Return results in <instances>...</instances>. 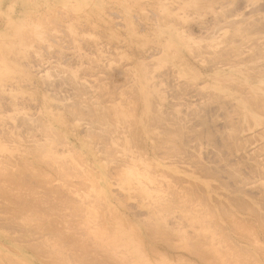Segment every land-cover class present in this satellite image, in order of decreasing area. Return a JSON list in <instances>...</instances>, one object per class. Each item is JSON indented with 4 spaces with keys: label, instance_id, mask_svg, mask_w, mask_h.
Returning <instances> with one entry per match:
<instances>
[{
    "label": "rangeland",
    "instance_id": "1",
    "mask_svg": "<svg viewBox=\"0 0 264 264\" xmlns=\"http://www.w3.org/2000/svg\"><path fill=\"white\" fill-rule=\"evenodd\" d=\"M258 1L0 0V189L20 211L14 233L0 227V264L85 256L87 264H264V10L250 6ZM71 108L87 116L93 108L100 130Z\"/></svg>",
    "mask_w": 264,
    "mask_h": 264
},
{
    "label": "bare ground",
    "instance_id": "2",
    "mask_svg": "<svg viewBox=\"0 0 264 264\" xmlns=\"http://www.w3.org/2000/svg\"><path fill=\"white\" fill-rule=\"evenodd\" d=\"M2 1H5V0H2ZM240 1H241V0H240ZM260 2H261V1H260ZM238 3H239V1H238ZM238 3H237V4H238ZM250 4H252V3H250ZM250 6H255V7L252 8V13L261 12L262 10H264V1H263L262 3H259V1H258L256 5H255V3H253V4L250 5ZM250 6H249V8H250ZM234 7H235L236 10H237V9H238V10L241 9L240 5H235ZM247 7H248V6H247ZM249 8H247V9H249ZM235 9H234V10H235ZM250 9H251V8H250ZM236 10H235V12H236ZM238 12H239V11H238ZM244 14H245V13H244ZM226 15H227V14H226ZM248 15H249V14H248ZM221 20H222V19H221ZM256 22H257V21H256ZM256 22H255V25L253 26L254 28H255V26H256L255 30L258 29V28H259L258 26L260 25V24L257 25ZM219 23H220V21H219ZM259 23H260V22H259ZM235 24H236V23H235ZM262 24H263V25H262ZM261 25H262V27H264V23H263V21H262ZM251 27H252V25H251ZM251 27H250V28H251ZM257 27H258V28H257ZM262 27H261V28H262ZM251 29H252V28H251ZM262 29H263V28H262ZM255 30H254V32H255ZM259 30H260V29H259ZM260 31H261V30H260ZM248 32H249V31H248ZM257 32H259V31H257ZM253 42H255V40H254ZM237 46H238V45H237ZM237 46H236V47H237ZM239 46H241V45H239ZM260 46H261V45H260ZM260 46H259V44H258L257 47L260 48ZM257 47H256V48H257ZM262 47H263V46H262ZM262 47H261V48H262ZM238 48H239V47H238ZM240 48H241V47H240ZM259 48H257V49H259ZM231 49H232V48H231ZM234 49H235V48H234ZM260 50H261V49H260ZM225 51H226V50H225ZM243 51H244V50H243ZM243 51H238V53H239V52H243ZM258 51H259V50H258ZM222 52H223V51H222ZM231 52L234 53L233 50H232ZM231 52H230V53H231ZM235 52H236V50H235ZM215 53H216V52H215ZM220 53H221V52H220ZM227 53H229V52H227ZM230 53H229V54H230ZM232 53H231V54H232ZM236 53H237V52H236ZM236 53H235V54H236ZM262 53H263V51H262ZM221 54L224 55L223 53H221ZM229 54H228V55H229ZM241 54H243V53H241ZM212 55H213V54H212ZM222 55H221V56H222ZM225 55H226V54H225ZM228 55H227V56H228ZM237 55H239V54H236V55H235V56H236L235 58L241 56V55H239V56H237ZM217 56H218V55H216V58H217ZM227 56H226V57H227ZM230 56H232V55H230ZM230 56H229V57H230ZM214 57H215V56H214ZM224 57H225V56H224ZM233 57H234V56H233ZM242 57H243V56H242ZM260 57H261V56H260ZM222 58H223V56H222ZM219 59H220V58H219ZM219 59H218V61H219ZM223 59H224V60H223ZM223 59H220V60H221V61L223 60L224 62L222 61V63H224L223 65H225V61L227 60V58H223ZM229 59H230V58H229ZM242 59H243V58H242ZM242 59L240 60V59L238 58V60H240V61H238V62H241ZM232 60L235 61L234 58H232ZM252 60H253V59H252ZM252 60H251V61H252ZM254 60H255V59H254ZM210 61L212 62V60H210ZM213 61H214V60H213ZM216 61H217V60H216ZM228 61H229V60H227L226 62H228ZM230 61H231V59H230ZM230 61H229V62H230ZM247 61H248V60H247ZM247 61H245V63H247ZM214 62H215V61H214ZM219 62H220V61H219ZM249 62H250V61H249ZM261 62H262V61H261ZM222 63L220 62V64H222ZM230 63H231V62H230ZM235 63H236V61H235ZM242 63H243V62H242ZM259 63H260V62H259ZM212 64H213V62H212ZM215 64H216V63H215ZM217 64H218V63H217ZM233 64H234V63H233ZM236 64H239V63H236ZM263 64H264V62H263ZM208 65H209V64H208ZM223 65H222V66H223ZM220 66H221V65H220ZM229 66H230V65H229ZM231 66H234V65L231 64ZM231 66H230V67H231ZM237 66H238V65H236V67H235V66H234V67L237 68ZM255 66H259V67H260V64H259V65H255ZM217 67H218V65H217ZM230 67H229V68H230ZM234 67H233V68H234ZM263 67H264V66H263ZM263 67H262V68H263ZM213 68H214V67H213ZM215 68H216V66H215ZM233 68H232V69H233ZM246 69H247V67H246ZM248 69H249V68H248ZM240 70H241V69H240ZM240 70H238V71L241 73ZM242 70H243V72H244V69H242ZM254 70H255V69H254ZM257 70H258V69H257ZM249 71H252V70H249ZM249 71H248V73H249ZM262 71H264V70H262ZM262 71H260V73H261ZM252 72H253V71H252ZM256 72H257V71H256ZM258 72H259V71H258ZM244 73H245V72H244ZM246 73H247V72H246ZM253 73H254V72H253ZM253 73H252V74H253ZM255 74H256V73H255ZM255 74H254V75H255ZM262 74H263V73H262ZM262 74H261V75H262ZM247 75H248V74H247ZM263 75H264V74H263ZM255 76H256V78L258 77L257 74H256ZM232 77H233V76H232ZM262 77H263V76H262ZM250 78H252V75H251ZM254 78H255V77H253V79H254ZM253 79H252V80H253ZM257 79H258V78H257ZM254 80H255V79H254ZM222 83H223V82H222ZM177 86H178V85H177ZM183 86H184V85H183ZM232 86H234V85H232ZM181 88H182V87H181ZM189 88H190V87H189ZM187 89H188V85H187ZM187 89H186V90H187ZM235 89H236V88H235ZM189 90H190V89H189ZM194 90H195V89H194ZM193 92H194V91H193ZM196 92H198V91H196ZM200 92H201V91H200ZM202 94H203V92L200 94L201 96H203V99H204L205 97H207V95L204 96V95H202ZM175 95H176V94H175ZM195 95H196V94H195ZM176 96H177V95H176ZM182 96H184V95H182ZM197 96H199V94H198ZM197 96H196V97H197ZM201 96H199V98H200ZM220 96H221V95H220ZM177 97H179V96H177ZM177 97H171V98L173 99V98H177ZM183 98H184V97H183ZM199 98H198V99H199ZM211 98H212V96H211ZM181 99H182V97H181ZM195 99H196V98H195ZM201 99H202V98H201ZM216 99H218V98L216 97ZM223 99H224V98H223ZM77 100H78V99H77ZM98 100H99V99H98ZM100 100H101V98H100ZM103 100H104V98H103ZM186 100H187V99H186ZM221 100H222V99H221ZM225 100H226V99H225ZM79 101H80V100H79ZM81 101H82V100H81ZM86 101L88 102V100H86ZM104 101H105V100H104ZM104 101H100V102L103 103ZM190 101H191V100H190ZM190 101L187 100V102H190ZM212 101H213V100H212ZM227 101H228V102H231L230 100H227ZM227 101H226V102H227ZM83 102H84V101H83ZM92 102H93V101H92ZM92 102H91V103L89 102L90 105L92 104ZM100 102H99V103H100ZM107 102H108V101H107ZM184 102H185V101H184ZM199 102H201V101L199 100ZM213 102H214V101H213ZM223 102H224V101H221V102H220L221 105H222ZM226 102H225V104H226ZM228 102H227V103H228ZM79 103H80V102H79ZM79 103H77L76 105L79 106ZM105 103H106V102H105ZM105 103H103V104H105ZM193 103H195V102L192 101V104H193ZM201 103H202V102H201ZM201 103H199V104H201ZM204 103H208V105L211 104L210 101L207 102V99H206V101H205ZM204 103H202V105H204ZM199 104H197V107H198ZM217 104H218V103H217ZM223 104H224V103H223ZM229 104H230V103H229ZM231 104H232V103H231ZM231 104L229 105V107H231ZM76 105H75V106H76ZM81 105H82V104H81ZM81 105H80V107H81ZM86 105H87V104H86ZM188 105H189V104H188ZM194 105H195V104H194ZM202 105H199V106L201 107ZM205 105H206V104H205ZM211 105H212V104H211ZM221 105H220V106H221ZM227 105H228V104H226V106L223 105V106H225V107H224L225 110H226ZM93 106H94V105H93ZM98 106H100V105H98ZM173 106H174V105H173ZM173 106H172V108H173ZM192 106H193V105H191V107H192ZM195 106H196V105H195ZM212 106H214V105H212ZM215 106H216V105H215ZM217 106H218V105H217ZM223 106H222V107H223ZM233 106H234V104H233ZM233 106H232V107H233ZM72 107H73V106H72ZM76 107H77V106H76ZM89 107H90V106H89ZM91 107H92V105H91ZM91 107H90V108H91ZM169 107H170V105H169ZM208 107H210V105H209ZM69 108H70V107H69ZM202 108H203V106H202ZM205 108H207V106H205ZM211 108H212V107H211ZM215 108H216V107H215ZM218 108H219V106H218ZM227 108H228V107H227ZM71 109H72V108H71ZM77 109H78V108H77ZM77 109L74 108V109H72V110H73V112H75V114H74L75 117H78V116H79V119H81L79 122H81V123L83 124L82 120H84V124H85V122L88 121V125L90 124V126H91L92 128L94 127L95 130H98V128H99L98 125H100V128H101V123L103 122L102 120H99V121L97 120V122L99 123V124H97L96 121H95L96 118H95V120H94V119H92V118H94V117H89L90 114H92L91 111L93 110V108H92V110H91V109L89 110V111H90V114H89V112H88V115H89V116L86 115L87 113L85 114V110H83L82 108H79L78 111H77ZM97 109H98V108H97ZM221 109L223 110V108H221ZM228 109H229V108H228ZM66 110H67V109H66ZM72 110H71V111H72ZM74 110H75V111H74ZM82 110L84 111V113H83ZM94 110H95V109H94ZM168 110H169V109H168ZM76 111H77V112H76ZM86 111H87V110H86ZM97 111H98L97 114L100 113V112H99V109H98ZM105 111H106V110H105ZM171 111H172V110H171ZM199 111H200V110H199ZM199 111H198V113H199ZM214 111H215V110H214ZM214 111H213V112H214ZM66 112H67V111H66ZM93 112H94V111H93ZM167 112H168V111H167ZM195 112H196V111H195ZM204 112H205V110H204ZM204 112H201V114L207 115V114H209L211 111H207L208 113L205 112V113H207V114H205ZM71 113H72V112H71ZM71 113H70V114H71ZM77 113H78V114H77ZM198 113H196V114H198ZM214 113H215V112H214ZM72 114H73V113H72ZM76 114H77V116H76ZM101 114H102V113H100L99 115H101ZM103 114H104V113H103ZM108 114H109V113H108ZM166 114H167V113H166ZM166 114H165V115H166ZM170 114H171V113H170ZM179 114H180V113H179ZM179 114H178V115H179ZM211 114H212V113H211ZM211 114H210V116H211ZM81 115H82V116H81ZM84 115H85V116H84ZM99 115H96V114H95V117L98 118ZM168 115H169V114H168ZM168 115H167V116H168ZM171 115H172V114H171ZM92 116H93V114H92ZM107 116H108V115H107ZM110 116H111V114H110ZM112 116H114V115L112 114ZM169 116H170V115H169ZM175 116H176V114H175ZM179 116H180V115H179ZM212 116H213V115H212ZM87 117H89L90 119H88ZM101 117H102V115H101ZM180 117H181V116H180ZM180 117H179V118H180ZM197 117H199V116L197 115ZM202 117H203V116H202ZM202 117H201V120H202ZM113 118H114V117H113ZM163 118H164V117H163ZM167 118H168V117L164 118V119H165V122H166ZM174 118H176V117H174ZM174 118H172V119H174ZM179 118L177 117V119H179ZM191 118H192V117H191ZM203 118H205V120H203V121H205V123H207V122H206V117L204 116ZM73 119H74V118H73ZM87 119H88V120H87ZM91 119H92V120H91ZM99 119H100V117H99ZM102 119H103V118H102ZM107 119L111 120V118H109V117H108ZM107 119H106V120H107ZM114 119H115V118H114ZM114 119H113V120H114ZM168 119H169V121H170V118H168ZM185 119H186V118H184V120H185ZM187 119H188V117H187ZM187 119H186V120H187ZM196 119H197V118H196ZM89 120H90L91 122H89ZM175 120H176V119H174L173 121H175ZM181 120H183V119H181ZM181 120H180V121H181ZM186 120H185V121H186ZM193 120H194V119H193ZM201 120H200V121H201ZM210 120H212L211 117H210ZM72 121H73V120H72ZM75 121H76V120H75ZM100 121H102V122L100 123ZM104 121H105V120H104ZM162 121H163V120H162ZM167 121H168V120H167ZM178 121H179V120H177L176 122H178ZM180 121H179V122H180ZM190 121H191V120H190ZM197 121H198V120H197ZM197 121H196V120L193 121L194 124H196ZM203 121H202V122H203ZM212 121H213V120H212ZM108 122H110V121H108ZM113 122H115V121H113ZM176 122H175V123H176ZM202 122H198L197 125H199V123H202ZM210 122H211V121H210ZM86 123H87V122H86ZM106 123H107V122H106ZM111 123H112V122H111ZM166 123H167V122H166ZM171 123H172V121H171ZM191 123H192V122H191ZM191 123H189V124L191 125ZM208 123H209V122H208ZM208 123H207V124H208ZM212 123H213V122H212ZM84 124H83V125H84ZM96 124H97V125H96ZM102 124H103V123H102ZM104 124H105V123H104ZM109 124H110V123H109ZM180 124H181V123H180ZM213 124H215V122H214ZM88 125H87V126H88ZM168 125H169V124H168ZM210 125H211V124H210ZM104 126H105V125H104ZM182 126H183V125H182ZM195 126H196V125H195ZM195 126H194V128H195ZM201 126H202V125H201ZM205 126H206V125H205ZM108 127H109V126H108ZM192 127H193V126H192ZM207 127H208V126H206V129H208L209 127H210V129H211L212 126H209L208 128H207ZM88 128H89V127H87V129H88ZM100 128H99V130H100ZM168 128H169V127H168ZM170 128H171V127H170ZM214 128H215V125H214ZM85 129H86V128H85ZM181 129H182V128H181ZM190 129H191V128H190ZM210 129H209V130H210ZM89 130H90V128H89ZM91 130H92V129H91ZM167 130H168V129H167ZM183 130H184V129H183ZM186 130L188 131V129H186ZM191 130H193V129H191ZM209 130H207V131L209 132ZM212 130H213V129H212ZM73 131H74V130H73ZM83 131H84V130H83ZM83 131H82V132H83ZM92 131H93V130H92ZM92 131H89V132H92ZM108 131H110V130L107 128V134L105 133L106 135H103V134L101 135L102 132H101V133L99 132L100 135H101V137L104 138L105 140H107L105 137H108V136H109L108 133L110 134V133L112 132V131H110V132H108ZM173 131H174V130H173ZM173 131H172V132H173ZM204 131H205V130H204ZM93 132H94V131H93ZM97 132H98V131H97ZM104 132H106L105 129H104ZM165 132H166V130H165ZM208 132H206L205 134H208ZM94 133H95V132H94ZM94 133H93V134H94ZM167 133H169V134L172 135V133H170V131H167ZM175 133H178V132L175 131ZM175 133H173V134H175ZM183 133L185 134L184 139H185L188 135L191 136L188 132H187L188 135H187V133H185V131L182 132V134H181V132H180L181 135H184ZM85 134H88V133L86 132ZM90 134H91V133H89V135H90ZM93 134H91V136H93V137H95V138H99V136H100V135L97 134V133H96V134L98 135V137H97V135L95 136V134H94V135H93ZM166 135H167V134H166ZM176 135H177V134H176ZM186 135H187V136H186ZM201 135L204 136L203 134H200V136H201ZM209 135H211V133H210ZM87 136H88V135H87ZM103 136H105V137H103ZM179 136H180V135L178 134V136H176L175 138L178 137V140H180L181 136H180V138H179ZM189 136H188V138H189ZM200 136L198 135L197 137H200ZM211 136L214 137V135H211ZM93 137H92V138H93ZM172 137H174V136H172ZM182 137H183V136H182ZM192 137H193V135H192L189 139H187V138H186V139H187V140H190V139H192ZM195 137H196V136H195ZM195 137H194V138H195ZM197 137H196V138H197ZM90 138H91V137H90ZM95 138H93V140H96ZM102 138H101L102 141H100V139H99V140L97 139V140H98V141L96 142L97 146H101L100 149H104V150L107 152V155H108L109 157L113 158L114 161H116L115 158H114V156H113V154H112L113 151H111V149H108V148H109L108 146H107V147L105 146V145H107V144L105 143L106 141L103 142V139H102ZM214 138H215V137H214ZM218 138H219V137H218ZM222 138H224V137H222ZM222 138H221V139H222ZM184 139L182 140V138H181V141L183 142V141L186 140V139H185V140H184ZM211 139H212L211 141H214L213 138H211ZM219 139H220V138H219ZM187 140H186V141H187ZM209 140H210V139H209ZM215 140H216V138H215ZM224 140H226V139H224ZM221 141H222V140H221ZM94 142H95V141H94ZM214 142H215V141H214ZM222 142H224V141H222ZM222 142H220V143H222ZM227 142H229V141H227ZM103 143H104V144H103ZM183 143H184V142H183ZM185 143H186V142H185ZM189 143H190V141H189ZM216 143H217V142H216ZM224 143H225V142H224ZM93 144L96 145L95 143H93ZM102 144L104 145V147H103ZM227 144H228V143H227ZM184 145H187V144H184ZM220 145H221V144H220ZM229 145H230V144H229ZM187 146H188V145H187ZM96 148H97V147H96ZM105 148H107V149H105ZM109 150H110V151H109ZM110 152H112V153H110ZM228 153H229V152H228ZM228 153H227V154H228ZM112 156H113V157H112ZM232 156H233V155H232ZM189 157H190V156H189ZM225 157H226V156H225ZM229 157H230V156H229ZM186 158H187V157H186ZM187 160H188V159H187ZM188 161H189V160H188ZM119 162H120V161H119ZM119 162L116 161L117 164H119ZM213 162H214V161H213ZM229 162H230V161H229ZM218 163H219V162H218ZM213 164H214V163H213ZM216 164H217V163H216ZM216 164H214V165H216ZM220 166H221V165H219L218 167H220ZM196 167H197V166H196ZM203 167H205V166L203 165ZM209 167H210V166H209ZM209 167H208V168H209ZM218 167H217V169H215L216 167H215V168L213 167V168H214L215 170H218V169L221 170V169H222V168H218ZM221 167H222V166H221ZM226 168H227V167H226ZM197 169L201 170L200 168H197ZM256 169H257V168H256ZM215 170H214V174H215ZM211 171H212V173H213V170H211ZM204 172H206V171H204ZM218 172H219V170H218ZM222 172H223V171H222ZM227 172H228V170H227ZM212 173H211V174H212ZM223 173L226 174L225 172H223ZM223 173H222V175L225 176ZM206 174H207V173H205V175H206ZM208 174H209V173H208ZM218 174L221 175V173H218ZM203 175H204V174H203ZM215 175H217V173H216ZM220 175H219V176H220ZM220 177H221V176H220ZM227 177H228V176H227ZM227 177H226V178H227ZM211 178H212V177H211ZM214 178H216V177H214ZM226 178H225V179H226ZM230 178H231V177H230ZM232 178H233V177H232ZM232 178H231V179H232ZM219 179H220V178H219ZM227 179H229V178H227ZM220 180H222V179H220ZM229 180H230V179H229ZM229 182H232V181H229ZM77 183H79V182H77ZM232 183H233V182H232ZM239 183H240V182H239ZM79 184H80V183H79ZM75 185H76V184H75ZM71 186H72L71 188L74 187L73 185H71ZM79 186L82 187V185H79ZM231 186H232V185H231ZM233 186H234V184H233ZM235 186H236V185H235ZM58 187H59V186H58ZM75 187H76V186H75ZM194 187H195V186H194ZM77 188H78V186H77ZM99 188H100V187H99V185H98V190H100ZM187 188H188V187H187ZM190 188L193 189L192 187H190ZM195 188H196V187H195ZM1 189H2V188H1ZM1 189H0V191H1V192H0V224H1V222H2L3 225L1 224L0 227L3 228V229L5 228L6 230L11 231L12 233H14V230L12 229L13 226H12L11 224L13 223V225H14V219L16 218V216H15V218H14V215H15V214H16V215H17V214L19 215V212H20V211H19L18 213L14 211V207H15L14 204L11 205V206L9 205L10 202L12 203V200H11V199H12L13 196H11V195L9 196V192H8V191L6 192V191L3 190V189H2V190H3V191H2ZM48 189H49V187H48ZM55 189H56V188H55ZM63 189H64V188H63ZM73 189H74V188H73ZM75 189H76V188H75ZM182 189H185V188H182ZM57 190H58V189H57ZM59 190H60V188H59ZM59 190H58V191H59ZM71 190H72V189H71ZM71 190H70V191H71ZM188 190H189V188L187 189V191H188ZM194 190H196V189H194ZM197 190H198V187H197ZM235 190H237V189H235ZM55 191H56V190H55ZM58 191H57V192H58ZM61 191H62V190H61ZM61 191H59V192H61ZM76 191L78 192L79 189H78V190H75V191L73 190V191H71V192H72V193H73V192L76 193ZM192 191H193V190H192ZM202 191H203V190H202ZM239 191H240V190H239ZM3 192H4V193H3ZM5 192H6V193H5ZM46 192H47V191H46ZM188 192H189V191H188ZM199 192H200V191H199ZM7 193H8V195H7ZM53 193H55V192H52V194H53ZM78 193H79V192H78ZM190 193H191V192L188 193L189 197H190V195H191ZM192 193H193V192H192ZM194 193H195V192H194ZM235 193H236V192H235ZM241 193H243V192H241ZM46 194H47V193H46ZM52 194H51V195H52ZM62 194H63V193H62ZM64 194H65V193H64ZM67 194H68V192H67ZM196 194H197V193H196ZM60 195H61V194H60ZM60 195H59V196H60ZM69 195H71V194L69 193ZM74 195H75V194H74ZM192 195H193V194H192ZM45 196H46V195H45ZM65 196H67V195H65ZM71 196H72V195H71ZM197 196H198V195H197ZM197 196H196V197H197ZM100 197H101V196H100ZM102 197H103V196H102ZM102 197H101V198H102ZM187 197H188V196H187ZM189 197H188V198H189ZM196 197H195V198H196ZM10 198H11V199H10ZM45 198H46V197H45ZM51 198H53V197H51ZM56 198H57V196H56ZM13 199H14V197H13ZM47 199H48V198H47ZM58 199H59V198H58ZM61 199H62V198H61ZM97 199H99V198H97ZM193 199H194V198H193ZM196 199H198V198H196ZM51 200H52V199H51ZM54 200H55V199H54ZM62 200H63V199H62ZM62 200H61V201H62ZM67 200H69V199H67ZM71 200H72V199H71ZM190 200H191V202H192V196H191V199H189V202H190ZM13 201H14V200H13ZM41 201H42V200H41ZM46 201H47V200H46ZM69 201H70V200H69ZM74 201H77L76 198H75ZM44 202H45V201H44ZM63 202H67V201H64V200H63ZM72 202H73V201H72ZM77 202H78V201H77ZM77 202H76V203H77ZM13 203H14V202H13ZM55 203H56V202H55ZM69 203H70V202H69ZM22 204H23V203H22ZM22 204H21V205H22ZM42 204H45V203H42ZM58 204H59V203H58ZM58 204H57V205H58ZM67 204H68V203H67ZM16 205H17V204H16ZM23 205H24V204H23ZM77 205H78V204H77ZM81 205H83V204H81ZM237 205H239V204H237ZM237 205H236V206H237ZM243 205H244V204H243ZM19 206H20V205H19ZM26 206H27V205H26ZM239 206H241V205H239ZM244 206H245V205H244ZM17 207H18V206H17ZM48 207H49V206H48ZM54 207H55V206H54ZM83 207H84V205H83ZM83 207H81V208H83ZM241 207H242V206H241ZM18 208H22V209H20L21 212H22V210L25 209L26 207L23 208V206H22V207H18ZM18 208H17V209H18ZM67 208H68V207H67ZM239 208H240V207H239ZM27 209H28V208H27ZM44 209H45V208H44ZM46 209H47V208H46ZM54 209H55V208H54ZM54 209H53V212H54ZM237 209H238V208H237ZM243 209H244V208H243ZM245 209H246V208H245ZM15 210H16V209H15ZM18 210H19V209H18ZM18 210H17V211H18ZM48 210H52V208H51V209H48ZM48 210H47V211H48ZM79 210L81 211V209H79ZM79 210H76V211L74 210V211H75V212H77V211L79 212ZM235 210H236V208H235ZM24 211H25V210H23L22 213H24ZM27 211H28V210H26V212H27ZM45 211H46V210H45ZM55 211H56V210H55ZM242 211H243V210H242ZM242 211H241V212H242ZM244 211H245V210H244ZM14 212H15V213H14ZM53 212L51 211L50 213H53ZM28 213H29V211H28ZM72 213H73V212H72ZM81 213H82V211L80 212V214H81ZM246 213H247V211H246ZM254 213H255V212H254ZM254 213H253V214H254ZM25 214H26V213H25ZM59 214H60V213H59ZM75 214H76V213H75ZM82 214H83V213H82ZM247 214H248V213H247ZM2 215H5V216H2ZM20 215H21V214H20ZM77 215H78V214H77ZM77 215H76V216H77ZM83 215H84V214H83ZM224 215H225V214H224ZM233 215H235V214H233ZM21 216H22V215H21ZM21 216H20V217H21ZM26 216H27V215H26ZM26 216H25V218H26ZM30 216H31V215H30ZM39 216H40V215H39ZM80 216H82V215H80ZM227 216H228V214H227ZM20 217H19V218H20ZM28 217H29V215H28ZM72 217H73V216H72ZM22 218H23V220H24V216H22L21 219H22ZM29 218H30V217H29ZM21 219H20V220H21ZM230 219H231V218H230ZM20 220H19V221H20ZM25 220H26V219H25ZM80 220H81V217H80ZM21 221H22V220H21ZM26 221H27V220H26ZM28 221H29V219H28ZM27 223H28V222H27ZM19 224H21V223L19 222ZM23 224H24V222H23ZM28 224H29V223H28ZM64 224H65V222H64ZM64 224H62V225H64ZM10 226H12V227H10ZM21 226H22V225H21ZM23 227H24V226H23ZM25 227H26V225H25ZM19 228H20V227H19ZM28 228H29V226H28ZM28 228H27V229H28ZM65 228H67L66 225H65ZM20 229H23V228H20ZM25 229H26V228H25ZM27 229H26V231L28 232L30 228H29L28 230H27ZM23 230H24V229H23ZM30 230H31V229H30ZM45 231H46V230H45ZM48 231H49V230H48ZM55 231H56V230H55ZM57 231H58V229H57ZM60 231H61V230H60ZM60 231H59V235H58V234H57V235L60 236V234H61V235L64 236V234L61 233L62 231H61V232H60ZM24 232H25V231H24ZM51 232H52V231H51ZM22 233H23V231H22ZM33 233H34V231H33ZM33 233H32L31 235H33ZM57 233H58V232H57ZM49 234H50V233H49ZM68 234H69V233H68ZM42 235H43V234H42ZM43 236H44V235H43ZM66 236H67V235H66ZM66 236H65V237H66ZM68 236H70V235H68ZM253 236H254V234L252 235V237H253ZM22 237H23V236H22ZM41 237H42V236H41ZM53 237H54V236H53ZM56 237H57V236H56ZM60 237H61V236H60ZM60 237H58L59 240H58L57 238H56L57 240H55V238H52V237H51V238H52V240L54 239V240L56 241V243H58V241H59V243H60V239H61ZM206 237H207V236H206ZM24 238H25V237H24ZM26 238H27V237H26ZM29 238H31V237H28V239H29ZM37 238H39V237H37ZM49 238H50V237H49ZM204 238H205V237H204ZM204 238H203V239H204ZM210 238H211V237H210ZM213 238H214V237H213ZM32 239H33V238H32ZM62 239H63V238H62ZM64 239H65V238H64ZM72 239L74 240V237H72ZM77 239H78V238H77ZM203 239H202V240H203ZM205 239H207V238H205ZM211 239H212V238H211ZM214 239H215V238H214ZM26 240H27V239H26ZM26 240H25V241H26ZM38 240H39V239H38ZM54 240H53V241H54ZM70 240H71V239H70ZM80 240H81V239H79V241H80ZM27 241H29V240H27ZM41 241H43V239H42ZM53 241H52V242H53ZM64 241H66V240H64ZM75 241H76V240H75ZM79 241H77V243H79V245L81 246L82 242L84 243L85 240H84V241L82 240V242L80 241L81 243H80ZM203 241H204V240H203ZM205 241H206V240H205ZM207 241H208V239H207ZM31 242H32V241H31ZM31 242L29 241L28 244H30ZM33 242H34V241H33ZM69 242H71V241H69ZM72 242H73V241H72ZM72 242H71V243H72ZM91 242H92V241H91ZM96 242H97V241H96ZM96 242H95V243H96ZM214 242H215V241H213V243H214ZM35 243H36V241H35ZM59 243H58V244H59ZM61 243H62V244H61ZM61 243H60V246L63 245L64 243H66V242H61ZM97 243H98V242H97ZM97 243L95 244L96 246H97ZM218 243H219V242H218ZM50 244H51V243H50ZM69 244H70V243H69ZM74 244H76V243L74 242ZM85 244H86V241H85ZM194 244H196V243L194 242ZM214 244H215V243H214ZM31 245H32V244H31ZM35 245H36V244H35ZM51 245H54V244H51ZM77 245H78V244H77ZM82 245H83V244H82ZM86 245H87V244H86ZM93 245H94V244H93ZM95 245H94V246H95ZM189 245H190V244H189ZM189 245H188V246H189ZM29 246H30V245H29ZM60 246H59V247H60ZM69 246H70V245H69ZM73 246H74V245L72 244L71 247H73ZM96 246H95V247H96ZM98 246H99V244H98ZM196 246H198V245H196ZM213 246H214V245H213ZM40 247H41V244H40L39 248H40ZM62 247H64V249H65V246H62ZM28 248H29V247H28ZM30 248H31V247H30ZM39 248H38V249H39ZM54 248H55V247H54ZM54 248H53V249H54ZM60 248H61V247H60ZM60 248H59V250H60ZM67 248H69V247H67ZM67 248H66V249H67ZM81 248H82V247H81ZM83 248H85V247H83ZM188 248H189V247H188ZM188 248H187V249H188ZM190 248H191V247H190ZM190 248H189V251H188V252H190ZM192 248H194V247H192ZM199 248H200V247H199ZM205 248H208V247L205 246ZM205 248H203V249H205ZM238 248H239V247H238ZM85 249H86V248H85ZM95 249H98V248H95ZM142 249H143V248H142ZM153 249H154V248H153ZM201 249H202V248H201ZM203 249H202V250H203ZM54 250H55V249H54ZM61 250H63V249H61ZM61 250H60V251H61ZM143 250H144V249H143ZM195 250H198V249L196 248ZM207 250H208V249H207ZM207 250H206V251H207ZM217 250H218V248H217ZM34 251H35V250H34ZM55 251H56V250H55ZM66 251H67V250H66ZM84 251H85V250H84ZM153 251H155V250H153ZM199 251H200V250H199ZM203 251L205 252V250H203ZM203 251H202V253H203ZM209 251H211V249H210ZM209 251H207L206 254H207ZM235 251H237V250L235 249ZM35 252H36V251H35ZM37 252H38V251H37ZM191 252H192V251H191ZM200 252H201V251H200ZM213 252H214V251H213ZM238 252H240V251H238ZM238 252H237V253H238ZM61 253L63 254V252H61ZM72 253H73V252H72ZM83 253H84V252H83ZM88 253H89V252H88ZM88 253H87V256H89ZM93 253H94V252H93ZM103 253H104V252H103ZM109 253H110V252H109ZM109 253H107V254L109 255V258H110L113 254L111 253V254H112V255H111V254H109ZM39 254H40V252H39ZM57 254H60V252H58V250H57ZM65 254H66V252H65ZM65 254H64V255H65ZM67 254H69V253H67ZM67 254H66L67 257L71 255V253H70V255H67ZM77 254H78V253H77ZM104 254H105V253H104ZM104 254H102V255H104ZM190 254H191V253H190ZM194 254H195L194 256H196V253H194ZM198 254H199V253H198ZM203 254H204V253H203ZM41 255H42V254H41ZM47 255H48V254H47ZM64 255H63V258H64ZM73 255L76 256V254H74V253H73ZM92 255H94V254H92ZM97 255H98V253H97ZM105 255H106V254H105ZM110 255H111V256H110ZM235 255H236V254H235ZM43 256H44V255H43ZM53 256H54V255H53ZM58 256L60 257V255H58ZM71 256H72V255H71ZM71 256H70V257H71ZM75 256H73L74 259H75ZM79 256H80V254H79ZM83 256H85V254H84ZM99 256H100V254H99ZM116 256H117V255H116ZM116 256H112V257H114V258H112V257H111V258H112V259H115V261H117V258H115ZM201 256H202V254H201ZM48 257H49V256H48ZM51 257H52V256H51ZM59 257H58V258H59ZM73 257H72V258H73ZM85 257H86V256H85ZM85 257H83V259H84ZM90 257H91V254H90ZM96 257H97V256H96ZM103 257H104V256H102V258H103ZM118 257H119V256H118ZM124 257H125V256H124ZM239 257H240V256H239ZM11 258H12V257H11ZM88 258H89V257H88ZM91 258H94V256H92ZM104 258H107V257H104ZM104 258H103V259H104ZM202 258H203V256H202ZM51 259H52V258H51ZM53 259H54V257H53ZM60 259H62V258H60ZM74 259H72V260L70 259L69 261H68V260H67V261H68V262H71V261H72V263H73ZM78 259H79V258H78ZM78 259H76V260H78ZM83 259H82V257H81L80 260H83ZM107 259H108V258H107ZM107 259H106V260H107ZM129 259H130V258H129ZM12 260H13V259H12ZM63 260H64V259H63ZM80 260H78L79 264H81L85 259H84L83 261H81V262H80ZM87 260H89V259L86 258L84 264L86 263ZM93 260H94V259H93ZM95 260H96V259H95ZM119 260L122 261V260H123L122 257H120V258L118 259V261H117V263L122 264ZM127 260H128V259L125 257V261H127ZM201 260L204 261V259H201ZM60 261H61V260H60ZM99 261H100V260H99ZM107 261H108V260H107ZM132 261L135 262L134 260H131V259H130V262H132ZM8 262H9V259H8ZM11 262H13V261H10L8 264H10ZM61 262H62V261H61ZM108 262H110V261H108ZM123 262H124V261H123ZM210 262H211V261H210ZM55 263H56V262H55ZM59 263H60V262H59ZM65 263H66V261H65ZM89 263H91V261H90ZM94 263L96 264L95 261H94ZM94 263H93V264H94ZM98 263H99V262L97 261V264H98ZM105 263H107V262H105ZM105 263H103V264H105ZM110 263H111V262H110ZM115 263H116V262H115ZM128 263H129V262H128ZM56 264H57V263H56ZM86 264H87V263H86ZM91 264H92V263H91ZM107 264H109V263H107ZM112 264H114V263H112ZM130 264H132V263H130ZM207 264H208V263H207Z\"/></svg>",
    "mask_w": 264,
    "mask_h": 264
},
{
    "label": "crops",
    "instance_id": "3",
    "mask_svg": "<svg viewBox=\"0 0 264 264\" xmlns=\"http://www.w3.org/2000/svg\"><path fill=\"white\" fill-rule=\"evenodd\" d=\"M65 1H66V0H60V2H57V3H58V5H61V4H63V3H66ZM6 3H7V2H6ZM6 3H5V4H6ZM5 4L1 5L0 7H3Z\"/></svg>",
    "mask_w": 264,
    "mask_h": 264
}]
</instances>
